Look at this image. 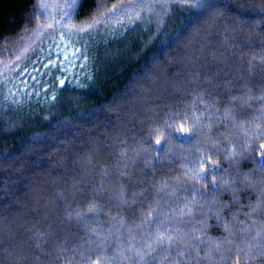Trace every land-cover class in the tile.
<instances>
[{
    "label": "trees",
    "instance_id": "1",
    "mask_svg": "<svg viewBox=\"0 0 264 264\" xmlns=\"http://www.w3.org/2000/svg\"><path fill=\"white\" fill-rule=\"evenodd\" d=\"M0 264H264V0H0Z\"/></svg>",
    "mask_w": 264,
    "mask_h": 264
},
{
    "label": "rangeland",
    "instance_id": "2",
    "mask_svg": "<svg viewBox=\"0 0 264 264\" xmlns=\"http://www.w3.org/2000/svg\"><path fill=\"white\" fill-rule=\"evenodd\" d=\"M75 0H66V2L64 0H44V2L47 5H59V4H69V3H73ZM54 11V10H53Z\"/></svg>",
    "mask_w": 264,
    "mask_h": 264
}]
</instances>
